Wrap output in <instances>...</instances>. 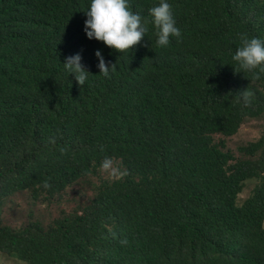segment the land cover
<instances>
[{
	"label": "trees",
	"instance_id": "obj_1",
	"mask_svg": "<svg viewBox=\"0 0 264 264\" xmlns=\"http://www.w3.org/2000/svg\"><path fill=\"white\" fill-rule=\"evenodd\" d=\"M159 2L129 0L148 30L120 53L87 37L91 0H0V196H55L106 158L125 168L47 229L0 221L1 252L26 264H264V135L241 159L214 142L264 113V74L232 60L241 34L264 40V0H168L181 37L166 47L149 15ZM97 50L116 63L108 77ZM77 53L83 86L64 66Z\"/></svg>",
	"mask_w": 264,
	"mask_h": 264
},
{
	"label": "clouds",
	"instance_id": "obj_2",
	"mask_svg": "<svg viewBox=\"0 0 264 264\" xmlns=\"http://www.w3.org/2000/svg\"><path fill=\"white\" fill-rule=\"evenodd\" d=\"M85 12L87 37L101 41L120 53L139 45L148 30L145 26L147 21L139 13L131 10L129 0H91L90 7ZM149 15L153 18L152 23L156 28L158 46H168L172 36L181 37V31L176 26L172 5L168 0H160L158 5L151 7ZM240 42L241 46L232 56V60L236 62L233 65L235 72L244 74L252 72V79L259 80L261 74H264V40L258 37L250 38L243 33L240 35ZM95 54L99 59L97 65L100 69L99 73L108 77L110 69L113 72L116 70V63H111L109 66V62L105 61L100 50H97ZM81 60L79 53L68 56L64 61V66L70 74H75L76 81L83 86L90 71L81 63ZM253 96L254 93L248 87L242 92L246 104L251 103ZM110 165L111 160L106 158L102 167L108 169ZM44 186L50 187L47 181L44 182Z\"/></svg>",
	"mask_w": 264,
	"mask_h": 264
},
{
	"label": "rangeland",
	"instance_id": "obj_3",
	"mask_svg": "<svg viewBox=\"0 0 264 264\" xmlns=\"http://www.w3.org/2000/svg\"><path fill=\"white\" fill-rule=\"evenodd\" d=\"M264 135V113L255 118H246L238 131L231 136L217 134L214 142L225 152L232 153L237 159L245 158L241 148L258 141ZM103 164V163H102ZM102 164L80 178L55 196L36 195L28 189L0 196V221L3 226L19 230L31 223H39L45 229L61 217L82 213L97 194L99 185L104 180H116L125 173L120 160L111 159V165L104 169ZM259 180H249L239 194V203L251 195ZM0 264H26L0 251Z\"/></svg>",
	"mask_w": 264,
	"mask_h": 264
}]
</instances>
